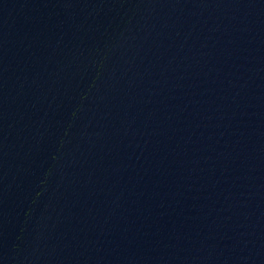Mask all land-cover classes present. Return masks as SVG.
Listing matches in <instances>:
<instances>
[{
  "label": "water",
  "instance_id": "1",
  "mask_svg": "<svg viewBox=\"0 0 264 264\" xmlns=\"http://www.w3.org/2000/svg\"><path fill=\"white\" fill-rule=\"evenodd\" d=\"M0 264H264V0H0Z\"/></svg>",
  "mask_w": 264,
  "mask_h": 264
}]
</instances>
